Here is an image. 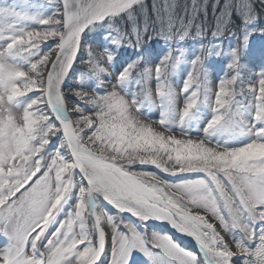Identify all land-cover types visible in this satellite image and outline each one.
Listing matches in <instances>:
<instances>
[{"label":"snow or ice","instance_id":"obj_1","mask_svg":"<svg viewBox=\"0 0 264 264\" xmlns=\"http://www.w3.org/2000/svg\"><path fill=\"white\" fill-rule=\"evenodd\" d=\"M0 238V264H264V0L0 5Z\"/></svg>","mask_w":264,"mask_h":264},{"label":"rangeland","instance_id":"obj_2","mask_svg":"<svg viewBox=\"0 0 264 264\" xmlns=\"http://www.w3.org/2000/svg\"><path fill=\"white\" fill-rule=\"evenodd\" d=\"M12 2H13V0H0V5H3L5 3H12ZM147 3H148L149 6H151L152 0H147ZM186 71H187V66L186 65H182L181 68L178 69L175 77L172 80L173 85L177 88L178 92L180 91L179 85H180V82H181V78L186 73ZM217 72H218V67H216V66H214L213 69L211 68L209 70V78L212 80L213 84H215ZM152 87H153V90L155 91V82L154 81L152 82ZM180 100L182 101V95L180 96ZM157 115H158V110H153L151 116H143L141 118L146 120V121H148V122H151L152 119H155L157 117ZM147 170H149V169L147 168ZM149 171H154V170L151 169ZM156 224H157L158 227H162L163 226V224L161 222L160 223L156 222ZM163 228H165V226ZM0 243H3L2 238H0ZM186 244H188V243H186ZM188 245L192 246L190 244H188ZM105 264H107L106 258H105Z\"/></svg>","mask_w":264,"mask_h":264},{"label":"trees","instance_id":"obj_3","mask_svg":"<svg viewBox=\"0 0 264 264\" xmlns=\"http://www.w3.org/2000/svg\"><path fill=\"white\" fill-rule=\"evenodd\" d=\"M42 2H45V0H29V3H36V4H38V3H42ZM180 2L183 3L184 0H180ZM209 19H211V14H209ZM200 39H203V41H204L205 44H208L209 41H212L213 40V37L211 36V30H209L205 36H203L201 38H197L196 41H190L192 43L193 47H198V41ZM129 54H131V50H130V53ZM206 65L208 66L209 70L211 68L213 69V67L215 66L214 65V58L209 57L208 60L206 61ZM148 169L149 170L153 169L154 171L156 170L154 167H151V166H149Z\"/></svg>","mask_w":264,"mask_h":264},{"label":"bare ground","instance_id":"obj_4","mask_svg":"<svg viewBox=\"0 0 264 264\" xmlns=\"http://www.w3.org/2000/svg\"><path fill=\"white\" fill-rule=\"evenodd\" d=\"M158 223H160V222H158ZM163 224V226L162 227H166V229L167 228H169L170 226H168V225H166V224H164V223H162ZM184 243H188V244H190V245H192V243H191V241H190V239L189 238H184Z\"/></svg>","mask_w":264,"mask_h":264},{"label":"water","instance_id":"obj_5","mask_svg":"<svg viewBox=\"0 0 264 264\" xmlns=\"http://www.w3.org/2000/svg\"><path fill=\"white\" fill-rule=\"evenodd\" d=\"M166 228V227H165ZM191 247V246H190Z\"/></svg>","mask_w":264,"mask_h":264}]
</instances>
